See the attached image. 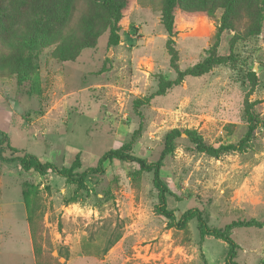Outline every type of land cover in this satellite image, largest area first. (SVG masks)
Segmentation results:
<instances>
[{"label": "rangeland", "instance_id": "rangeland-1", "mask_svg": "<svg viewBox=\"0 0 264 264\" xmlns=\"http://www.w3.org/2000/svg\"><path fill=\"white\" fill-rule=\"evenodd\" d=\"M73 1V29L62 45H93L71 61L56 58L60 46L40 48L33 93L14 76H0V111L10 122L0 116V129L9 144L60 168L79 153L85 168L129 141L133 155L155 162L172 133L173 151L160 177L177 217L196 207L216 228L264 220V18L257 34L251 29L260 0H179L173 11L176 65L162 21L165 0H116L115 45L109 44L113 11L98 0ZM211 56L224 61L193 72ZM250 125L245 147L217 156L192 140L237 144ZM104 167L78 188L57 174L0 162V264H36L29 224L32 259L28 244L19 245L22 221L15 219L27 221L24 193L45 264H224L227 243L201 239L196 220L177 229L158 214L152 172L122 160ZM19 199L23 205L15 204ZM231 237L238 264H262L264 226L234 228ZM63 245L66 260L58 257Z\"/></svg>", "mask_w": 264, "mask_h": 264}, {"label": "trees", "instance_id": "trees-1", "mask_svg": "<svg viewBox=\"0 0 264 264\" xmlns=\"http://www.w3.org/2000/svg\"><path fill=\"white\" fill-rule=\"evenodd\" d=\"M106 8H110L115 17L111 27L109 44L115 45L119 41L118 30L120 28L121 6L116 0H98ZM179 0H165L161 9L162 21L166 27L169 36L168 51L171 56L172 65H176L177 51L173 46L172 37L176 30L174 26V7L179 4ZM235 0H227L228 5H232ZM76 3L73 0H0V76H14L18 85L27 84L28 92H35L39 87L38 66L36 64L37 53L40 48L50 45H57L61 48L56 58L61 61H71L77 55L78 50L87 46L62 45L65 42V36L72 32L73 26L70 18L75 11ZM264 18V0H260V7L255 22L252 25V32L257 34ZM66 46V48H65ZM69 46V47H68ZM76 49V50H75ZM224 61L223 57L211 56L204 63L194 66L193 72L203 73L209 66L219 64ZM253 126L250 125L244 138L237 144H227L218 147L205 145L200 138L192 137L197 148L200 151L210 155L217 156L220 152L239 150L246 146ZM172 133L166 136L165 146L159 158L152 163L146 162L143 158L133 155L131 151L132 141L122 144L117 148H111L99 156L93 166L82 167L79 153H76L73 161L68 167H58L49 161H41L35 154L20 151L9 144L7 133L0 129V162L15 163L17 168L22 171H33L40 175L54 173L57 174L72 185L80 188L85 185L86 178L93 175H102L105 172L104 163L110 160H122L126 162H135L141 170L153 173V182L158 190V204L156 211L166 218L169 226L177 229H185L191 220H196L199 236L203 239L206 236H212L223 240L228 245V252L224 264H238L235 261L237 244L231 237L234 228L239 227H263L264 220H235L226 224L223 228L211 227L201 211L196 208H190L177 217L173 210L167 207L166 195L169 189L166 183L160 177V169L164 164L165 157L173 151ZM10 150L11 155L6 151ZM72 201L74 199H71ZM24 202L26 204V219L30 227L32 237L33 251L36 264H45L42 261L40 248L36 245L37 229L34 226V211L29 206L28 194L24 193ZM58 257L68 259L69 249L63 245L58 250ZM50 264V263H49ZM54 264H65L57 259ZM264 264V260L262 262Z\"/></svg>", "mask_w": 264, "mask_h": 264}, {"label": "crops", "instance_id": "crops-1", "mask_svg": "<svg viewBox=\"0 0 264 264\" xmlns=\"http://www.w3.org/2000/svg\"><path fill=\"white\" fill-rule=\"evenodd\" d=\"M0 116L1 117H5L6 120H7V123H5V125H8L10 124V122H8V113H4L3 111H0ZM6 120H4L6 122ZM15 204H21L23 205V201L22 200H18V201H15ZM15 220H18V221H22V225H21V229H20V238H21V241L19 243V245L21 244V242L23 241L25 245L28 244L29 246V251H30V256H31V259H32V247H31V237H30V233L28 231V223L27 221L24 219V217H17ZM22 245V244H21ZM27 247V246H26Z\"/></svg>", "mask_w": 264, "mask_h": 264}]
</instances>
